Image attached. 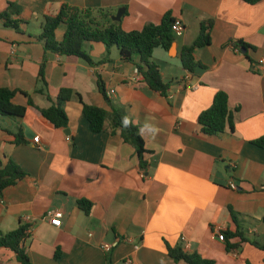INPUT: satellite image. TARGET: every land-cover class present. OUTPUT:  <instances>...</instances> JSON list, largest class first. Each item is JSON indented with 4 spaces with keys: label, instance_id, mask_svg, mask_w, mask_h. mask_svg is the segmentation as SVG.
<instances>
[{
    "label": "crops",
    "instance_id": "obj_1",
    "mask_svg": "<svg viewBox=\"0 0 264 264\" xmlns=\"http://www.w3.org/2000/svg\"><path fill=\"white\" fill-rule=\"evenodd\" d=\"M9 3L21 8L27 25L17 33L0 22V88L19 91L13 102L26 114L17 120L0 117V162L12 160L25 177L0 193V234L29 226L23 247L31 264H124L127 259L185 264L174 262L166 245L216 264H264V253L250 243L229 253L219 237L235 230L232 211L245 239L264 245V150L252 145L264 136V64L259 65L264 0L254 5L240 0H0V12ZM63 5L115 15L122 10L124 32L159 25L171 13L184 32L168 50L153 52L169 86L166 95L135 75L138 58L122 62L116 48L88 44L93 66L45 53L37 40L41 23ZM206 21L212 22L211 44L195 52L203 69L190 74L181 65V51L194 43ZM65 30L58 27V42ZM236 43L248 48L235 49ZM43 59L53 101L60 89H70L84 104L108 114L117 109L132 121L147 151L145 169L109 118L104 131H90L77 96L63 105L67 128L57 129L41 115L51 106L38 92ZM99 79L109 103L99 92ZM218 92L228 96L234 131L207 137L198 117ZM18 132L25 143L15 146ZM232 182L236 190L230 189ZM81 200L93 205L88 216L77 204ZM54 212L61 213L59 228L50 224L48 214ZM0 264L20 263L14 253L0 250Z\"/></svg>",
    "mask_w": 264,
    "mask_h": 264
},
{
    "label": "trees",
    "instance_id": "obj_2",
    "mask_svg": "<svg viewBox=\"0 0 264 264\" xmlns=\"http://www.w3.org/2000/svg\"><path fill=\"white\" fill-rule=\"evenodd\" d=\"M240 1L254 5L262 0ZM21 14L22 10L17 4L9 3L7 9L0 12V22L6 29L23 33L27 22L20 18ZM114 15L115 12L113 10L80 9L63 5L56 15L45 16L43 18L41 34L37 40L42 43L45 53L78 58L90 66H93L94 62L86 52L88 44L100 43L107 50L116 48L120 53V60L122 62H133L134 58H138V63H134V66L143 82L152 91L166 95L169 86L162 82L159 67L153 61V52L158 48L168 50L175 40V36L172 33V25L175 20L172 18L171 13L165 14L159 25L149 24L142 30L134 32H124L120 22L112 21ZM61 25L65 26L66 30L63 39L58 42L55 33ZM211 30V21L202 23L199 35L194 43L190 47L182 49L180 62L183 69L188 73L194 74L197 69H203L202 65L195 58V52L210 46ZM232 47L235 49L248 48L242 43L232 44ZM45 69L46 60L43 59L37 76V82L41 86L38 92L46 97L51 106L40 112L55 128L65 129L68 125V117L63 105L70 102L77 95L70 89H60L57 95V102L53 101L47 92L48 85ZM98 89L105 102L109 103L101 79L98 80ZM18 93L20 92L0 88V117L17 120L25 116L26 108L17 106L13 102ZM21 94L29 98L28 94L23 92ZM78 101L82 105V114L89 125L90 131L94 134L104 131L106 121L109 118L111 128L118 130L122 141L134 148L140 167L145 169V155L147 151L139 130L132 121L117 109H113V112L108 114L104 109L84 104L80 97H78ZM28 105L34 106L31 99H28ZM198 124L202 135L207 137L220 136L227 131H234L233 114L229 108L228 96L224 92H218L214 96L211 107L199 115ZM24 143L23 135L21 132H18L11 144L18 146ZM252 145L264 150V136L253 141ZM24 177L25 173L23 170L12 160H8L4 165L0 162V193L15 186ZM77 204L87 216L90 214L93 207L91 203L81 200ZM231 219L235 230L229 228L226 231L220 232V237L225 243L226 251L230 253L240 248L241 243H250L264 253V245L257 241H247L245 239L239 229V220L232 211ZM262 222L264 223V216L262 217ZM29 229V226H20L15 231L0 234V250H8L14 253L20 264H31L23 247V242L29 236ZM237 239L240 243L231 244V241ZM166 250L168 256L176 263L216 264L214 261L205 259L197 253L185 252L181 246L170 247L166 245ZM58 256L59 254H56V258Z\"/></svg>",
    "mask_w": 264,
    "mask_h": 264
},
{
    "label": "built area",
    "instance_id": "obj_3",
    "mask_svg": "<svg viewBox=\"0 0 264 264\" xmlns=\"http://www.w3.org/2000/svg\"><path fill=\"white\" fill-rule=\"evenodd\" d=\"M184 32V26L182 23L178 22V21H175L174 24L172 25V33L175 37L177 36H181ZM264 64V60H260L259 61V65H263ZM134 73L136 76H138V71L137 69L135 68L134 70ZM39 142V138H36L34 140V143L38 144ZM230 189L231 190H236V185L232 182L230 183ZM48 216L50 217V224L52 226H55L56 228H59L61 227L62 225V222H61V213L59 212H54V213H49ZM219 237H220V234H219ZM220 239L222 240V238L220 237ZM184 240V239H183ZM124 264H131V260L130 259H127L124 261Z\"/></svg>",
    "mask_w": 264,
    "mask_h": 264
},
{
    "label": "water",
    "instance_id": "obj_4",
    "mask_svg": "<svg viewBox=\"0 0 264 264\" xmlns=\"http://www.w3.org/2000/svg\"><path fill=\"white\" fill-rule=\"evenodd\" d=\"M122 13H123V11H122V10H119V11L117 12V14L114 15V16L112 17V21H114V22H119L120 19H121ZM66 134H67V133H66Z\"/></svg>",
    "mask_w": 264,
    "mask_h": 264
}]
</instances>
